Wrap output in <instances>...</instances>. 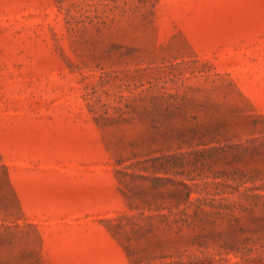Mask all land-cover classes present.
<instances>
[{
    "label": "rangeland",
    "instance_id": "rangeland-1",
    "mask_svg": "<svg viewBox=\"0 0 264 264\" xmlns=\"http://www.w3.org/2000/svg\"><path fill=\"white\" fill-rule=\"evenodd\" d=\"M0 264H264V0H0Z\"/></svg>",
    "mask_w": 264,
    "mask_h": 264
},
{
    "label": "trees",
    "instance_id": "trees-1",
    "mask_svg": "<svg viewBox=\"0 0 264 264\" xmlns=\"http://www.w3.org/2000/svg\"><path fill=\"white\" fill-rule=\"evenodd\" d=\"M160 158L159 157H156L154 158V160H159ZM170 160H166V161H162V162H159V166H162L164 164H166L167 162H169ZM182 185H184L185 187H188L189 188V185L183 181H179ZM189 192H190V189H188L186 192H185V196L186 197H189Z\"/></svg>",
    "mask_w": 264,
    "mask_h": 264
}]
</instances>
